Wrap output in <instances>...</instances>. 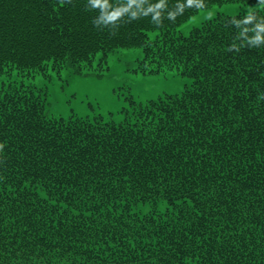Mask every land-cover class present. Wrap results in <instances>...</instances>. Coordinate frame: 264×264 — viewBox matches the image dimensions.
<instances>
[{
	"label": "trees",
	"instance_id": "obj_1",
	"mask_svg": "<svg viewBox=\"0 0 264 264\" xmlns=\"http://www.w3.org/2000/svg\"><path fill=\"white\" fill-rule=\"evenodd\" d=\"M264 0H0V74L80 71L138 48L180 93L115 122L0 87V264H264Z\"/></svg>",
	"mask_w": 264,
	"mask_h": 264
},
{
	"label": "rangeland",
	"instance_id": "obj_2",
	"mask_svg": "<svg viewBox=\"0 0 264 264\" xmlns=\"http://www.w3.org/2000/svg\"><path fill=\"white\" fill-rule=\"evenodd\" d=\"M264 4L229 2L199 9L183 22L177 32L188 33L194 25L217 14L248 13L261 9ZM138 48H118L109 54L106 62L93 60L80 71L71 67L47 68L42 73L19 77L16 71L0 74V87L9 81H24L45 103L51 117L80 116L121 121L131 110L130 99L146 102L166 93H180L190 78L176 70L143 72L139 69Z\"/></svg>",
	"mask_w": 264,
	"mask_h": 264
}]
</instances>
